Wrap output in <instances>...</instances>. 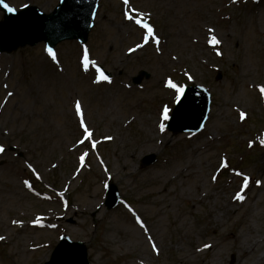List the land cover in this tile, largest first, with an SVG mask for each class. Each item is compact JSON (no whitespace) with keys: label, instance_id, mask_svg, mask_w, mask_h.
<instances>
[{"label":"rangeland","instance_id":"374dc122","mask_svg":"<svg viewBox=\"0 0 264 264\" xmlns=\"http://www.w3.org/2000/svg\"><path fill=\"white\" fill-rule=\"evenodd\" d=\"M6 1L16 11L36 6L46 14L59 2ZM126 14L132 19L124 23ZM137 19L153 28L158 44L144 42ZM55 56L44 44L0 55V264H45L64 236L85 243L92 264H175L178 228L194 240L185 246L190 252L202 238L217 244L195 264H237L228 230L197 237L211 203L194 202L198 187L214 198L242 195L254 237L264 235V0H104L88 44L62 43ZM95 66L113 79L100 80ZM141 71L151 78L138 87L133 79ZM169 79L211 92L200 134L167 131L163 109L170 117L178 101ZM81 121L92 133L83 144ZM148 155L158 162L142 169ZM79 157H87L86 166ZM186 165L189 177L177 179ZM172 180L169 200L179 198L177 208L161 212L160 193ZM108 184L121 196L113 211L105 208ZM191 209L184 223L175 221ZM36 221L43 226L32 227Z\"/></svg>","mask_w":264,"mask_h":264},{"label":"water","instance_id":"95a60500","mask_svg":"<svg viewBox=\"0 0 264 264\" xmlns=\"http://www.w3.org/2000/svg\"><path fill=\"white\" fill-rule=\"evenodd\" d=\"M100 0H61L60 6L50 15H40L36 8H28L16 18L7 12L4 22L0 23V51L12 53L19 47L47 44L53 52L63 41L80 40L86 43L94 24V18ZM4 10L3 8H1ZM110 75V74H109ZM141 73L135 84L149 79ZM210 97L198 88L189 89L174 112L169 129L175 133L199 132L203 129L209 114ZM156 162V156H148L142 161V167ZM109 209L114 208L119 199L117 190L111 186ZM47 264H88L85 245L72 244L64 238Z\"/></svg>","mask_w":264,"mask_h":264},{"label":"bare ground","instance_id":"6f19581e","mask_svg":"<svg viewBox=\"0 0 264 264\" xmlns=\"http://www.w3.org/2000/svg\"><path fill=\"white\" fill-rule=\"evenodd\" d=\"M124 23L127 22V19H124ZM46 63L45 60L42 61L39 66H42ZM159 122V121H158ZM157 122V123H158ZM157 127L154 128L153 134L158 138L160 134L158 133ZM212 139L210 136L208 137ZM150 142V140H149ZM148 141H145L146 144L142 145L139 148H144L149 144ZM191 165L183 166V169L179 172L178 178L187 179L189 176L187 173L189 172ZM158 179V176L155 178H149L148 180L153 182ZM176 183L175 180L167 181L163 185L162 192L160 193V211L161 212H172L177 208V202H179V198H175V201H170L169 198L172 196L171 190L168 188L169 185H173ZM197 197L194 202L195 205H204L206 203H211L209 207L206 208V217L203 220L204 226L199 230L197 237L207 236L210 233L216 234L218 231L228 230L226 232L227 241H230L234 245V250L238 256L237 264H264V235L257 240L254 237L256 231L252 229V227L248 224V215L242 214L241 206L245 203V197L243 200H238L234 195L231 197H222L218 196V198H214V194L202 192L201 188H197ZM181 199V198H180ZM184 200V199H182ZM217 200H219L218 204H213ZM194 211L191 209L188 212L178 213L176 220L177 222L184 223L185 218L187 216H192ZM240 216V219H238ZM240 225H245V233L239 235L235 228ZM231 226V228H229ZM229 228V229H228ZM181 229L178 228L174 231L176 235L174 249H175V264H195L196 258L203 253V251H208L212 253H216L217 244L208 242L207 239H203L204 242L202 245L194 246L192 251L186 250V244H194V240L187 239L186 235L180 236ZM256 235V234H255Z\"/></svg>","mask_w":264,"mask_h":264},{"label":"snow or ice","instance_id":"6c2138e0","mask_svg":"<svg viewBox=\"0 0 264 264\" xmlns=\"http://www.w3.org/2000/svg\"><path fill=\"white\" fill-rule=\"evenodd\" d=\"M123 2H124V4H128L129 0H123ZM233 2H236V0H233ZM0 8H3L8 13H12V14H14L15 11H16L13 7H11L8 3H6L5 0H0ZM126 17L129 20L132 19V16H129L127 14H126ZM135 22L137 24H139L141 27L145 28L146 31H147V36H145V38H144V42L145 43H148L149 38H151L157 44L159 43V41L156 39V37L154 35V31H153L152 27H150V26H148L146 24H143L141 19H137ZM210 31H211V29H210ZM218 43H219V41L216 40L215 37H213L212 44L216 45ZM47 51H48L49 56H51V58L55 61L56 60V56H55V53L53 52V50L51 48H49V49H47ZM217 55H221V53L217 52ZM88 64H89L88 52H87V49H85L84 57H83V65L85 67V70H87ZM96 71L100 75V80L108 81V77L105 76L104 73L99 68H96ZM189 79H191L190 76H189ZM97 82H99V81H97ZM108 82H110V81H108ZM166 87H168L170 89H173L178 94L177 99H179V96L184 93V89L182 87H178L175 83L172 82L171 79H169L166 82ZM260 91L262 92V94H264V88H262ZM8 95H11V93H9ZM76 113H77V115L81 114V109H80L79 103L76 104ZM241 115L243 116V114H241ZM162 119L165 120V121H167L169 119V109L167 107H165L163 109ZM81 127L84 128V140H81V143L83 144L86 140L91 139L92 133L89 132L87 127L84 126L83 121H81ZM160 128H161V131H163L164 130V125L161 124ZM262 143H264V142H262ZM94 147H95V145H93V148ZM3 151H4V149L2 147H0V153H2ZM80 159H81V162H83L84 157H81ZM237 175H241V174L237 173ZM243 180H244L245 187H247V184L249 182V178L247 176H245V177H243ZM257 184L259 186V182H257ZM236 198L238 200H241V201L243 200V197L240 196V195H237ZM137 223L140 224L141 228L144 227V225L139 221V219L137 220ZM0 239H3V237H0ZM155 247L156 246L153 244V250H155Z\"/></svg>","mask_w":264,"mask_h":264}]
</instances>
